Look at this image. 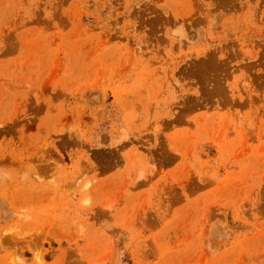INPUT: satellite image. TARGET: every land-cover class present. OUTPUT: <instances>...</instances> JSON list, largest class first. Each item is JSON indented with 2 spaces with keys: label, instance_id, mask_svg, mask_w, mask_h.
Here are the masks:
<instances>
[{
  "label": "rangeland",
  "instance_id": "1",
  "mask_svg": "<svg viewBox=\"0 0 264 264\" xmlns=\"http://www.w3.org/2000/svg\"><path fill=\"white\" fill-rule=\"evenodd\" d=\"M0 264H264V0H0Z\"/></svg>",
  "mask_w": 264,
  "mask_h": 264
}]
</instances>
